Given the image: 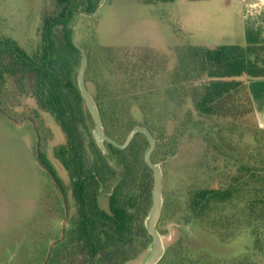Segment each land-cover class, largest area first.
Instances as JSON below:
<instances>
[{"label": "rangeland", "instance_id": "rangeland-1", "mask_svg": "<svg viewBox=\"0 0 264 264\" xmlns=\"http://www.w3.org/2000/svg\"><path fill=\"white\" fill-rule=\"evenodd\" d=\"M214 2L173 0L146 4L140 0H104L100 5L98 0L96 7H100L96 15L77 16V38L81 46L83 43L134 50L139 55L132 57L131 64L142 66L147 78L145 84L151 86L156 82L161 94L155 98L168 99L174 107L176 99L164 91L167 84L178 82L175 70L180 66L179 60L183 66L188 64L189 76H192L188 82L204 79L195 76V64L189 59H180L176 48L192 44H234V26L217 18L220 5ZM55 10L56 0H0V36L15 41L32 54L40 45L43 18ZM81 10L87 11L84 8L78 11ZM61 35L59 28V40ZM10 60L8 57L7 62ZM14 62L12 59L8 68H15ZM80 65L79 62L74 73L77 85ZM153 74H156L154 79ZM7 75L8 83H0V107L7 111L0 110V264H89L87 250L74 230L75 200L69 189L66 194L60 190L37 157L38 152H43L68 188V171L55 156V151L66 142V136L52 115L37 111L33 93L35 75ZM88 87L92 94L94 85L88 83ZM85 110L84 121L100 146L92 115L87 106ZM132 116L137 121L134 126L143 121V114L137 108H133ZM186 121L184 109L177 108L170 115L167 133L176 131L178 140L162 147L153 160L163 173V205L157 223L163 256L158 264H237L247 254L251 255L250 262H264V251H253L255 237L250 229L235 230L233 237L224 238L205 222L193 218L188 207L189 191L205 184L206 176L198 171L200 166L225 168L228 165L231 172L235 170L233 160L237 151L233 153L231 147L237 145L241 128L234 129V136L229 138L223 128L224 121L217 123L195 112L188 125ZM249 124L252 125L251 121ZM80 133L83 138V128ZM137 142L141 151L143 138L139 136ZM102 151L116 170V178L90 188L89 207L95 203V197L100 208L109 210V198L120 180V168L106 144ZM96 189L97 195L93 194ZM138 197L137 206L132 209L136 219L130 239L124 243L114 238L103 241L97 264H143L149 257L152 236L146 221L152 193L148 201L140 194ZM142 226L147 232L141 231Z\"/></svg>", "mask_w": 264, "mask_h": 264}, {"label": "trees", "instance_id": "trees-1", "mask_svg": "<svg viewBox=\"0 0 264 264\" xmlns=\"http://www.w3.org/2000/svg\"><path fill=\"white\" fill-rule=\"evenodd\" d=\"M140 1L153 4L173 0ZM97 3L98 0H56L57 10L43 18L40 45L32 54L25 52L15 41L0 36V83H8L7 74H34L33 93L37 111L52 115L66 136V142L55 151V156L68 171V188L46 155L38 152L37 157L60 190L66 194L69 189L75 200L77 214L74 230L87 250L89 264H97L103 241L114 238L124 243L130 239L136 219L132 209L137 206L139 194L147 201L150 199L154 182L153 170L145 161L143 151L149 142L143 133H138L124 149L105 142L120 168V180L110 195L109 210L100 208L95 197V203L89 207L90 188H97L116 178V170L84 121L86 103L74 80L81 54L73 43L71 20L80 8L92 11ZM77 21L78 17L75 26ZM59 28L62 40L57 36ZM81 44L89 59L86 84L94 85L92 95L105 131L122 142L132 126L137 124L132 116L133 108H137L143 114L140 124L147 126L161 140L157 141L152 160L155 161L162 147L175 144L178 140L176 131L167 133L170 115L177 108L186 111V125L195 112L217 123L224 121L223 128L228 131L229 138L234 136V129L241 128L237 145L232 144L231 147L233 153L237 151L233 160L235 170L231 172L228 165L224 166L227 169L217 165L200 166L198 171L206 176L205 184L196 185L189 191L188 207L193 218L205 222L224 238L233 237L235 230L250 229L255 237L253 251L262 253L264 128L257 122L247 81L238 78L242 75L264 78V44H192L176 48L180 59H189L195 64V76L204 79L197 83L188 82L192 77L189 76L188 64L183 66L179 60L180 66L175 70L178 82L167 84L164 91L176 99L174 107L168 99L160 101L155 98L161 94V87L156 82L151 86L145 84L147 78L142 66L134 62V65L131 64L132 57L139 55L134 50ZM8 57L15 60V68H8V63H11V60L7 62ZM189 60L187 63L190 65ZM183 71L186 72L182 74ZM155 77L156 74H153L151 78ZM0 110L7 113L2 107ZM82 128L85 131L83 138L80 133ZM139 136L144 140L141 151L137 147ZM168 152L172 153V150ZM97 193L98 189L94 190L93 194ZM141 231L147 232L143 226ZM250 257V254L242 256L237 264H257L248 261Z\"/></svg>", "mask_w": 264, "mask_h": 264}, {"label": "water", "instance_id": "water-1", "mask_svg": "<svg viewBox=\"0 0 264 264\" xmlns=\"http://www.w3.org/2000/svg\"><path fill=\"white\" fill-rule=\"evenodd\" d=\"M103 2L104 0H101L100 5L103 4ZM100 5H98L96 9L93 11H85V10L77 11L73 15L72 20H71L73 43L79 49L80 54H81V65H80L78 76H77L78 87H79L81 96L84 99L86 106L92 115V118L95 124V134L102 148H105V142H109L118 148L124 149L130 145V143L132 142V140L135 138V136L138 133H143L147 137L149 146L145 152V161L148 164V166L153 170L154 182H153V188H152L151 210H150L149 216L146 221L147 230L152 236L151 252H150L149 257L143 264H158L163 256L162 238L157 228V223L161 216L162 205H163V194H162L163 173H162L160 166L152 160V153L156 147L157 139L155 138L153 133L150 131V129L147 126L142 125V124L134 126L130 130L124 142H119L115 140L114 138H112L110 135H108L107 132L105 131L103 120H102L99 108L97 106V103L95 99L93 98V95L91 94L86 84V80H85L89 59H88L87 52L80 45L78 41L74 22H75L76 17L81 14L88 15V16L96 15L99 10Z\"/></svg>", "mask_w": 264, "mask_h": 264}, {"label": "crops", "instance_id": "crops-1", "mask_svg": "<svg viewBox=\"0 0 264 264\" xmlns=\"http://www.w3.org/2000/svg\"><path fill=\"white\" fill-rule=\"evenodd\" d=\"M212 1H216L214 5H220L216 11L217 18L234 26L235 41L231 45L264 44V0ZM238 79L247 81L257 122L264 128V78L245 76Z\"/></svg>", "mask_w": 264, "mask_h": 264}, {"label": "flooded vegetation", "instance_id": "flooded-vegetation-1", "mask_svg": "<svg viewBox=\"0 0 264 264\" xmlns=\"http://www.w3.org/2000/svg\"><path fill=\"white\" fill-rule=\"evenodd\" d=\"M52 179V178H51ZM55 183H56V181L54 180V179H52ZM57 184V183H56ZM57 186H58V184H57Z\"/></svg>", "mask_w": 264, "mask_h": 264}]
</instances>
